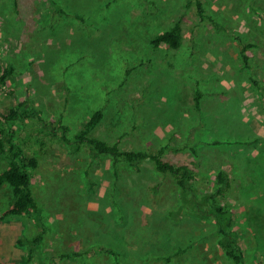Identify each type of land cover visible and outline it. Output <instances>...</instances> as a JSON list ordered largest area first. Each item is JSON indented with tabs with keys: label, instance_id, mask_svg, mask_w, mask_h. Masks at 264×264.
<instances>
[{
	"label": "rangeland",
	"instance_id": "374dc122",
	"mask_svg": "<svg viewBox=\"0 0 264 264\" xmlns=\"http://www.w3.org/2000/svg\"><path fill=\"white\" fill-rule=\"evenodd\" d=\"M200 1L214 23L189 0H0V65L14 68L0 85V113L32 100L55 128L15 126L17 143L41 150L32 187L44 242L28 264H233L213 223L180 211L178 191L152 162L121 165L115 178L111 159L69 150L56 129L75 134L102 108L95 137L124 151L163 148L204 191L219 171L233 187L264 172V0ZM177 22L179 49L149 44ZM250 193L225 200L235 205L242 264H264V189ZM12 200L3 185L0 215ZM6 219L0 264L20 263L27 251L17 239L40 229L27 216ZM73 253L83 254L66 258Z\"/></svg>",
	"mask_w": 264,
	"mask_h": 264
},
{
	"label": "trees",
	"instance_id": "16d2710c",
	"mask_svg": "<svg viewBox=\"0 0 264 264\" xmlns=\"http://www.w3.org/2000/svg\"><path fill=\"white\" fill-rule=\"evenodd\" d=\"M188 4H194L197 9V15L201 19H207L204 15V6L200 0H189ZM16 5V2H15ZM14 5V6H15ZM211 23L213 20L208 17ZM217 26V24H214ZM149 44L153 48L164 46L171 50H177L182 44V33L180 23L177 22L169 28L159 32L150 39ZM250 44L244 45L241 50L243 66L248 67L247 50L251 48ZM14 68L12 66L0 65V85H4L8 78L12 76ZM253 84L260 88L257 80L252 78ZM198 101V96L196 98ZM30 104L33 108H25ZM91 112V111H90ZM104 117L103 109H94L83 124V127L75 134L70 135V130L63 125L58 124L56 129L61 130V140L64 147L69 150L84 149L91 160L99 157H108L112 161V173L116 178L121 165L128 169H139L145 161L153 164L157 174H161L169 179L172 187L178 191V200L180 211L188 210L195 217L202 220L211 221L215 227L218 248L222 253L233 262V264H242L244 254L242 253L241 233L232 230V217L234 216V204L226 202L227 195L232 192L233 195L244 197L250 195V192L262 191L264 189V172L259 171L257 175L246 181H242L237 187H233L226 172L219 171L215 176V186L211 191H204L195 186L196 176L194 172L184 164H173L163 158L164 149L156 152L142 150H121L117 143H108L93 135ZM24 122H32L36 127L55 132L52 127L54 120L48 122V118L40 109L34 106L32 100H25L18 105L11 107L7 114L0 113V155L4 162L0 171V188L7 185L12 193L13 200L9 207L0 215V223L5 222L7 216H27L33 218L39 226L38 231L33 237L26 238L22 235L17 239V245L27 251L26 260L16 264H28L35 258V252L44 242L45 224L35 199L32 178L33 171L38 167L39 150L34 146L24 145L16 142L15 126ZM57 123V122H55ZM53 128V129H50ZM218 144L220 142H214ZM254 142H245L253 144ZM38 150V152L36 151ZM195 181V182H194ZM93 186L91 180L88 181ZM248 192V194H246ZM117 261V253L109 251ZM83 253H73L65 255L70 257H80ZM170 259L169 257L166 260Z\"/></svg>",
	"mask_w": 264,
	"mask_h": 264
}]
</instances>
